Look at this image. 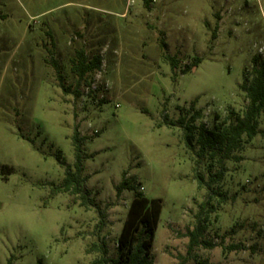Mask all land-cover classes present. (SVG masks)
<instances>
[{
	"label": "rangeland",
	"instance_id": "1",
	"mask_svg": "<svg viewBox=\"0 0 264 264\" xmlns=\"http://www.w3.org/2000/svg\"><path fill=\"white\" fill-rule=\"evenodd\" d=\"M76 51L101 67L78 77ZM257 54L264 0H0V264H90L94 243L115 259L124 179L161 200L152 264H264V113L210 187L178 122L242 112ZM75 144L85 205L59 189Z\"/></svg>",
	"mask_w": 264,
	"mask_h": 264
},
{
	"label": "trees",
	"instance_id": "2",
	"mask_svg": "<svg viewBox=\"0 0 264 264\" xmlns=\"http://www.w3.org/2000/svg\"><path fill=\"white\" fill-rule=\"evenodd\" d=\"M101 64L102 59L99 54L88 59L83 51H76L72 59L71 72L83 77L88 72L98 70ZM251 73L250 79L244 74L240 84L248 99V104L242 112L229 109L228 114L223 118L215 114L212 129H208L203 123L195 125L194 122L202 117V112L193 108L189 117L181 115L178 120L185 129V144L191 150L195 163L198 164L202 160L208 162L207 187L222 181L226 171V161H240L241 156L238 153L243 149L244 143L257 134L258 118L264 113V54L253 56ZM60 81H62L61 77ZM61 87L64 92H69V86L61 83ZM75 93L79 94L77 90ZM180 109L184 111L185 108ZM262 133L264 134V131ZM75 142H79L77 137ZM75 149L76 160L73 169L66 168L59 189L80 195L85 205L89 200L87 192L81 186L83 178L79 145L75 144ZM196 178L199 185L205 182L204 177L197 172ZM115 189L117 194L126 189L133 191L126 218L117 238V257L111 259L104 256L107 253L106 247L94 243L92 249L101 252L102 256L90 264H152L151 247L161 211V200L147 198L138 186L131 184L127 179L122 180ZM222 197L224 198L223 195ZM205 228L204 220L198 219V225L189 233V251L199 244V238ZM204 245L211 246L210 243Z\"/></svg>",
	"mask_w": 264,
	"mask_h": 264
}]
</instances>
